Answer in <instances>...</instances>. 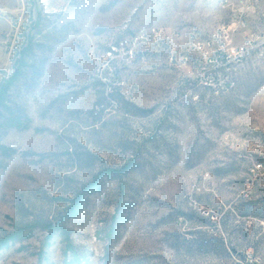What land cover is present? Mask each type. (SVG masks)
<instances>
[{"label": "rangeland", "instance_id": "1", "mask_svg": "<svg viewBox=\"0 0 264 264\" xmlns=\"http://www.w3.org/2000/svg\"><path fill=\"white\" fill-rule=\"evenodd\" d=\"M237 9L0 0V264H264V60L232 51Z\"/></svg>", "mask_w": 264, "mask_h": 264}, {"label": "built area", "instance_id": "2", "mask_svg": "<svg viewBox=\"0 0 264 264\" xmlns=\"http://www.w3.org/2000/svg\"><path fill=\"white\" fill-rule=\"evenodd\" d=\"M229 1L231 4L235 3L236 5H238L237 11L239 12L237 14V18L234 21V25L229 28L230 30H232L231 33L233 34L234 31L244 30L247 27L246 14L256 6V3L259 0H229ZM263 19H264V14H263ZM231 33H229V35ZM254 41H257L256 57L264 60V36L259 33H254V32L246 33V34L244 33V39L242 43L238 46L232 47V51L242 52L248 49V47L252 46V43ZM111 53L112 51L108 52V54ZM255 167L257 170H262V171L264 170V157L262 158V160H260V162H258L255 165Z\"/></svg>", "mask_w": 264, "mask_h": 264}, {"label": "crops", "instance_id": "3", "mask_svg": "<svg viewBox=\"0 0 264 264\" xmlns=\"http://www.w3.org/2000/svg\"><path fill=\"white\" fill-rule=\"evenodd\" d=\"M264 0H259L256 6L247 12L246 18L248 21V26L242 31L245 32H256L264 36ZM254 23V25L252 24Z\"/></svg>", "mask_w": 264, "mask_h": 264}, {"label": "trees", "instance_id": "4", "mask_svg": "<svg viewBox=\"0 0 264 264\" xmlns=\"http://www.w3.org/2000/svg\"><path fill=\"white\" fill-rule=\"evenodd\" d=\"M0 97H1V95H0Z\"/></svg>", "mask_w": 264, "mask_h": 264}]
</instances>
